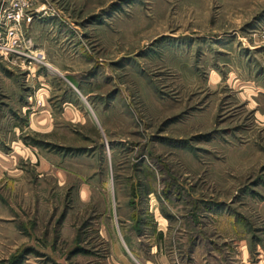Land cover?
<instances>
[{"label":"rangeland","instance_id":"1","mask_svg":"<svg viewBox=\"0 0 264 264\" xmlns=\"http://www.w3.org/2000/svg\"><path fill=\"white\" fill-rule=\"evenodd\" d=\"M0 264H264V0H0Z\"/></svg>","mask_w":264,"mask_h":264}]
</instances>
